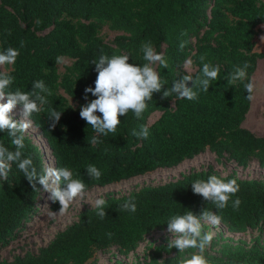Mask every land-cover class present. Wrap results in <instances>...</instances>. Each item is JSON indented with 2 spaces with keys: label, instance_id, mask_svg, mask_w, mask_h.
I'll return each mask as SVG.
<instances>
[{
  "label": "trees",
  "instance_id": "16d2710c",
  "mask_svg": "<svg viewBox=\"0 0 264 264\" xmlns=\"http://www.w3.org/2000/svg\"><path fill=\"white\" fill-rule=\"evenodd\" d=\"M261 25L264 0H0V52L9 47L20 52L16 63L0 66V72L14 78L6 91H31L38 80L50 88L49 103L33 113L32 125L46 140L54 167H68L74 174L79 173L74 178L85 181V192L158 169L176 168L207 151L216 156L218 164L232 163L246 170L257 162L264 169V137L243 126L252 104L246 99L244 85L252 80L258 60L264 59V53L255 51ZM104 27L117 33L112 42L101 36ZM185 32L187 35H182ZM184 40L188 43L181 51L179 45ZM149 41L168 62L165 69L157 65L167 81L164 89L153 94L141 118L130 111L121 117L114 134L99 135L100 143L91 145L88 140L97 133L80 117V110L96 99L90 93L87 100L84 98L85 89L95 87L98 75L92 62L104 54H128L129 63L142 66L146 61L141 46ZM202 55L205 62L221 69L209 92L201 91L193 101L178 99L175 94L165 98L163 92L172 87L174 80L200 74ZM58 56L73 61L63 74L59 71L62 63H56ZM188 58L193 60V73L183 68ZM245 62L250 65L246 79L229 85L226 77ZM188 87L194 84L189 82ZM68 97L78 106L72 105ZM17 107L22 109L21 105ZM50 108L63 112L55 129L50 128ZM156 113L160 117L150 123ZM141 125L149 128L147 139L132 135V130L139 131ZM0 142L15 150L6 131L0 132ZM24 143V158L31 156L38 174L42 173L48 166L45 154L28 132ZM89 164L102 172L99 180L88 176ZM211 175L236 179L240 186L224 209H216L192 190L194 181L207 180ZM36 188L39 190L32 188L16 163L7 179L0 176V252L39 212L45 191L38 182ZM237 198L241 204L235 210L232 201ZM104 199L107 215L103 219L95 208H86L48 245L11 261L0 259V264H93L96 253L112 249L128 257L147 237L168 230L171 216L187 210L200 215L207 208L220 215L222 226L205 251L212 264H264V179H243L235 172L223 176L209 166L177 181L144 186L128 195L111 193ZM130 199L136 203L135 213L121 208ZM49 201V208L58 213L59 203ZM203 230L212 231V227L204 225ZM249 232L256 233L250 241L226 237V233ZM168 245L169 241L152 245L146 259L136 264H156L159 260L177 264L180 254L188 258L197 251L180 253Z\"/></svg>",
  "mask_w": 264,
  "mask_h": 264
},
{
  "label": "clouds",
  "instance_id": "9594fccd",
  "mask_svg": "<svg viewBox=\"0 0 264 264\" xmlns=\"http://www.w3.org/2000/svg\"><path fill=\"white\" fill-rule=\"evenodd\" d=\"M10 34V33H9ZM186 36L187 33H182ZM261 41H264L262 36ZM188 41H181L179 48L181 51L187 46ZM24 42L21 41V47ZM141 51L143 59L146 61L142 66L135 63H129L128 54H113L111 56L104 54L98 60H94L97 78L95 87L85 89V100L87 94H91L96 99L91 100L82 106L80 117L97 133L91 137L88 142L91 145L100 143L99 135H108L115 133L121 124V117H126L131 111L136 118H141L142 114L148 107V102L152 101L153 94L161 92L167 83L162 78L161 73L157 71V65L168 68V62L163 53H158L151 41L142 44ZM20 52L16 48L9 47L0 52V66L5 64L13 65L16 63ZM203 65L202 70L195 78L191 74L184 75L182 79L174 80L172 87L163 92L165 98L173 94L178 99L196 100L199 93L209 92L213 81L220 77V66L212 65L205 62L206 57L200 56ZM64 57L58 56L56 63H63ZM193 64V60H185L183 68L187 71ZM250 65L245 62L242 66L234 67V70L226 77L229 85L237 81H244L247 77V69ZM14 78L5 72H0V132H7L11 138V144L15 150H9L3 142H0V176L7 179L13 163L17 164L24 177L36 191L37 182L43 186L45 192L50 193L48 197L53 203L58 202L60 205L59 212H54L50 208V218L63 216L77 198H83L86 191V183L68 167L56 168L51 165L46 166L42 173L37 172L31 156L24 158L23 149L25 148V134L33 126L30 117L33 113H39L43 107L49 103L47 97L52 95L50 88L45 85L43 80L33 82L31 91H6L13 84ZM189 82L194 87H188ZM248 93L246 99L253 101L255 90L254 79L244 85ZM7 99V102L2 101ZM22 106L19 121L12 116L13 110ZM100 113V115H97ZM63 112L55 108L48 110V119L51 121L50 128L55 129L60 121ZM149 128L147 125H141L140 130H132V135L138 138L147 139L149 137ZM90 179L99 180L102 172L92 164L86 168ZM194 194L202 196L206 201L213 203L216 209H224L228 206L231 198L240 191V186L236 179L225 180L216 175H211L207 180L198 179L191 185ZM106 200L103 197L97 198L92 205L97 210V215L103 219L107 214L104 210ZM241 200L239 198L232 201V207L239 209ZM122 210L135 213L137 210L136 203L130 199L122 206ZM221 223L220 215L215 214L208 208L203 210L200 215L191 210L184 214L173 215L169 218L167 225L168 231L173 234L174 238L169 241V249L176 248L180 253L187 249H196L190 257L185 258L180 254L177 264H212V261L205 255V251L210 247L215 233L213 231L204 232V225L219 226ZM111 236V233L108 234ZM156 264H165L164 260L156 261Z\"/></svg>",
  "mask_w": 264,
  "mask_h": 264
},
{
  "label": "rangeland",
  "instance_id": "374dc122",
  "mask_svg": "<svg viewBox=\"0 0 264 264\" xmlns=\"http://www.w3.org/2000/svg\"><path fill=\"white\" fill-rule=\"evenodd\" d=\"M101 36L107 42H112L116 38L117 33L110 30L108 27H104L101 31ZM262 36H264V25L259 27V35L256 39L255 51L257 53H264V41H261L260 39ZM72 63L73 61L71 59L65 58L63 63L59 65L60 73L63 74L65 72V67L70 66ZM187 71L189 73H193L194 69L190 67ZM254 76L256 87L254 90L255 99L252 113L247 115L243 126L254 134L264 137V59L258 60L257 71ZM68 99L72 105L78 106L77 102L69 97ZM2 102L6 103L7 100L5 99ZM21 112L22 109L16 107L12 112L13 118L17 121L22 119ZM159 117L160 113H156L150 118L149 122L153 123ZM28 133L34 137L36 143L45 154L48 166L51 165L54 167V159L52 157L51 150L49 149L46 140L41 136V133H39L33 126L28 130ZM209 166H213L214 169L223 176H227L235 172L243 179H264V169L260 168L257 162L252 163L249 168L244 170L236 167L232 163L218 164L216 162V156L210 151H207L193 160L183 162L176 168L158 169L146 175L138 176L130 180L108 185L106 187H94L85 192L82 199L77 198V200L70 205L68 211L63 216L50 218L48 214V208L50 205L48 197L50 196V193L44 192V196L40 204H38L39 212H37L34 218L25 226V229L16 237V239H14L7 248L0 252V259L11 261L15 256L24 255L27 251L37 252L41 247L48 245L57 233L65 230L68 226L75 223L78 220L79 214L84 209L94 208L92 205L97 198H105L111 193L120 196L128 195L144 186L164 185L169 182L177 181L192 171L202 170ZM208 226L212 227V231L214 233H217L222 228L221 225ZM255 236V232L240 235L226 233V237H232L236 240L243 239L250 241ZM173 238V234L168 230L155 232L147 237L145 242H143L140 247L128 257L121 256L117 254L115 249H112L108 252L96 253L91 262L93 264H136L137 261H144L146 259L152 245L155 246L161 243H166V241H170Z\"/></svg>",
  "mask_w": 264,
  "mask_h": 264
},
{
  "label": "bare ground",
  "instance_id": "6f19581e",
  "mask_svg": "<svg viewBox=\"0 0 264 264\" xmlns=\"http://www.w3.org/2000/svg\"><path fill=\"white\" fill-rule=\"evenodd\" d=\"M257 74H258V73H257ZM257 74H256V75H257ZM256 75H255V76H256ZM255 76H254V77H255ZM254 77H253V79H254V82H255V78H254ZM253 79H252V80H253ZM254 97H255V93H254ZM253 103H254V100L252 101L251 110H250L249 115L252 113Z\"/></svg>",
  "mask_w": 264,
  "mask_h": 264
}]
</instances>
